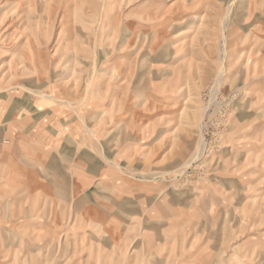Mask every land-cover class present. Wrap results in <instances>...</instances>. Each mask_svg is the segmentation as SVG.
I'll return each instance as SVG.
<instances>
[{
  "label": "rangeland",
  "instance_id": "1",
  "mask_svg": "<svg viewBox=\"0 0 264 264\" xmlns=\"http://www.w3.org/2000/svg\"><path fill=\"white\" fill-rule=\"evenodd\" d=\"M0 264H264V0H0Z\"/></svg>",
  "mask_w": 264,
  "mask_h": 264
},
{
  "label": "bare ground",
  "instance_id": "2",
  "mask_svg": "<svg viewBox=\"0 0 264 264\" xmlns=\"http://www.w3.org/2000/svg\"><path fill=\"white\" fill-rule=\"evenodd\" d=\"M226 49H224V51H225ZM204 150H205V148H204V146H202L201 147V149H200V154H203L204 153ZM190 164V163H189Z\"/></svg>",
  "mask_w": 264,
  "mask_h": 264
}]
</instances>
